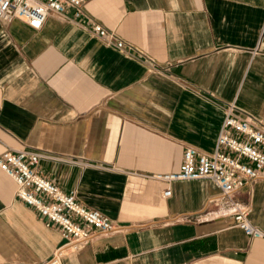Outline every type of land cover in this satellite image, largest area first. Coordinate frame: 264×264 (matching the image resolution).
<instances>
[{"label": "crops", "instance_id": "obj_1", "mask_svg": "<svg viewBox=\"0 0 264 264\" xmlns=\"http://www.w3.org/2000/svg\"><path fill=\"white\" fill-rule=\"evenodd\" d=\"M73 15L40 29L0 19V155L56 156L43 174L123 227L62 264H264V238L219 212L214 181L155 177L179 170L188 145L213 151L231 102L264 123V0H90ZM16 188L0 167V264L41 263L64 238ZM235 196L264 229V178Z\"/></svg>", "mask_w": 264, "mask_h": 264}, {"label": "built area", "instance_id": "obj_2", "mask_svg": "<svg viewBox=\"0 0 264 264\" xmlns=\"http://www.w3.org/2000/svg\"><path fill=\"white\" fill-rule=\"evenodd\" d=\"M90 0H0V19H21L33 29L43 27L50 13L74 15L71 21L84 14ZM91 33L106 44L122 50L132 45L125 42L115 30L91 20ZM237 105L231 102L225 115L216 146L213 151H203L194 145L184 150L181 167L177 171L159 173L156 178L172 183L197 179H210L221 190L215 200L219 212L231 214L235 224L252 238H264V229L250 217V209L244 207L235 193L254 179L264 178V123L249 116L237 114ZM44 158H57L43 151L32 149H5L0 155V167L17 184L16 195L33 206L48 226L57 225L64 238L52 255L37 264H62L64 257L83 249L97 233H113L123 227L99 210L89 209L77 201L75 193L65 192L39 168ZM172 189L167 187L164 195Z\"/></svg>", "mask_w": 264, "mask_h": 264}]
</instances>
